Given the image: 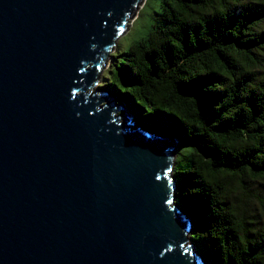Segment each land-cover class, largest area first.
<instances>
[{
  "label": "water",
  "instance_id": "obj_1",
  "mask_svg": "<svg viewBox=\"0 0 264 264\" xmlns=\"http://www.w3.org/2000/svg\"><path fill=\"white\" fill-rule=\"evenodd\" d=\"M143 1L0 0V264L203 262L179 141L95 90Z\"/></svg>",
  "mask_w": 264,
  "mask_h": 264
},
{
  "label": "trees",
  "instance_id": "obj_2",
  "mask_svg": "<svg viewBox=\"0 0 264 264\" xmlns=\"http://www.w3.org/2000/svg\"><path fill=\"white\" fill-rule=\"evenodd\" d=\"M156 13L144 39L119 38L101 89L179 141L175 203L204 264H264V0H162Z\"/></svg>",
  "mask_w": 264,
  "mask_h": 264
},
{
  "label": "rangeland",
  "instance_id": "obj_3",
  "mask_svg": "<svg viewBox=\"0 0 264 264\" xmlns=\"http://www.w3.org/2000/svg\"><path fill=\"white\" fill-rule=\"evenodd\" d=\"M146 1L147 0L143 1L142 3L143 5L140 6L141 8L137 13V17L129 23L130 24L129 29L126 31V33L123 35L120 41V44L125 48L131 46L137 40L144 39L147 36L148 32L153 29V26L158 21L159 15L156 13V11L158 12L161 11L162 0H149L147 5H146ZM110 62H111V58H108L99 76L98 83L95 86V90H98L99 92H104V90L101 89V83L103 81L102 75L109 66ZM184 152L185 150L181 149L180 154L184 155ZM178 161L180 164L181 157L178 159ZM181 206L187 208L188 203L181 201Z\"/></svg>",
  "mask_w": 264,
  "mask_h": 264
}]
</instances>
